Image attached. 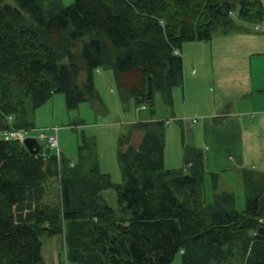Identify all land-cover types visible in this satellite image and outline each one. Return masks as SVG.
Segmentation results:
<instances>
[{
    "label": "trees",
    "instance_id": "1",
    "mask_svg": "<svg viewBox=\"0 0 264 264\" xmlns=\"http://www.w3.org/2000/svg\"><path fill=\"white\" fill-rule=\"evenodd\" d=\"M261 23L260 0H0V134L34 129L33 115L54 94L68 110L99 100L95 74L114 71L121 99L150 109L132 125L137 146L119 151L123 183L102 173L94 144L76 161L43 147L33 156L0 137V264H44L42 238L62 235L73 264H264V173L242 175L246 209L233 192L207 196L198 149L186 165H165L168 106L184 82L182 49ZM180 52V54H178ZM122 140L127 141V138ZM53 188L55 190H53ZM114 189L118 206L103 192ZM54 199H53V196Z\"/></svg>",
    "mask_w": 264,
    "mask_h": 264
},
{
    "label": "crops",
    "instance_id": "2",
    "mask_svg": "<svg viewBox=\"0 0 264 264\" xmlns=\"http://www.w3.org/2000/svg\"><path fill=\"white\" fill-rule=\"evenodd\" d=\"M234 20L237 31L184 45V82L176 91L183 109L175 119L185 122L184 134L203 154L206 173L216 175L211 184L219 192L245 171L264 173V17L250 23L236 13ZM167 163L180 169L179 157L172 167L165 155Z\"/></svg>",
    "mask_w": 264,
    "mask_h": 264
},
{
    "label": "rangeland",
    "instance_id": "3",
    "mask_svg": "<svg viewBox=\"0 0 264 264\" xmlns=\"http://www.w3.org/2000/svg\"><path fill=\"white\" fill-rule=\"evenodd\" d=\"M60 1L65 7L73 4L76 0ZM230 1L239 2L238 0ZM95 81L96 90L100 96L99 100L86 101L78 109L68 110L65 95L56 93L36 109L33 115L35 128L32 129L31 136L57 135L58 149H54L52 152L62 153L73 161L78 158L79 145L83 139L87 140L96 147L101 172L109 174L114 183L122 184L119 151L140 143L143 132L132 129V125L148 120L151 117L150 109L144 106L137 107L131 99H121L113 70L102 69L101 72L95 74ZM180 87L182 86L173 90L172 106L166 105L161 95L156 96L155 118H161L160 120L167 123L165 130L167 160H170L171 166L174 167L178 164L175 162L179 157L180 168H182L181 165L185 167L187 164L186 152L196 146H193L189 141V136L184 134L185 122L175 119V117L181 116L183 109L179 100L181 95L176 93ZM123 138H127V141L122 140ZM41 143L45 147V141L42 140ZM169 165V163L166 164V166ZM186 167L188 166L186 165ZM207 183V196L210 198L212 179L208 177ZM226 185L225 190L233 192L236 196L237 209L244 211L247 199L243 181L239 182L234 178L230 179ZM53 190L55 189L53 188ZM103 195L107 205L117 208L118 197L114 189L104 191ZM42 243L44 264H73L67 260L65 241L62 235L43 237ZM172 264H182L181 253L176 255Z\"/></svg>",
    "mask_w": 264,
    "mask_h": 264
},
{
    "label": "built area",
    "instance_id": "4",
    "mask_svg": "<svg viewBox=\"0 0 264 264\" xmlns=\"http://www.w3.org/2000/svg\"><path fill=\"white\" fill-rule=\"evenodd\" d=\"M178 54H180L178 52ZM197 119H195L196 121ZM58 130L57 128L55 129ZM32 129H11L5 130L0 134V137L6 141H18L22 145L26 138L37 137L40 142L45 141V148L47 149H58V137L57 135L47 136L46 134H38V136H31ZM42 144V143H41ZM43 148V145H42Z\"/></svg>",
    "mask_w": 264,
    "mask_h": 264
},
{
    "label": "water",
    "instance_id": "5",
    "mask_svg": "<svg viewBox=\"0 0 264 264\" xmlns=\"http://www.w3.org/2000/svg\"><path fill=\"white\" fill-rule=\"evenodd\" d=\"M24 147L28 150L30 154L33 156H37L42 151V145L38 138L36 137H28L24 141Z\"/></svg>",
    "mask_w": 264,
    "mask_h": 264
}]
</instances>
